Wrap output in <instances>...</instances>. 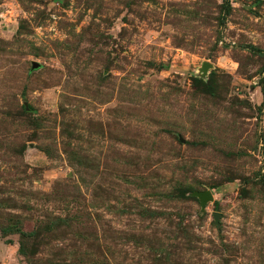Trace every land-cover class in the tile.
Here are the masks:
<instances>
[{"label":"rangeland","instance_id":"obj_1","mask_svg":"<svg viewBox=\"0 0 264 264\" xmlns=\"http://www.w3.org/2000/svg\"><path fill=\"white\" fill-rule=\"evenodd\" d=\"M228 4L0 0V264H264V0Z\"/></svg>","mask_w":264,"mask_h":264},{"label":"water","instance_id":"obj_2","mask_svg":"<svg viewBox=\"0 0 264 264\" xmlns=\"http://www.w3.org/2000/svg\"><path fill=\"white\" fill-rule=\"evenodd\" d=\"M38 66V63H36V62H32L31 63V68H34V67H37ZM210 65H209V63H207V62H202V64H201V69H202V71L204 72V71H206V68L207 67H209ZM192 195H194L195 197H197L198 198V203H199V205L202 207L203 206V204L206 202V201H208V200H211L212 199V193H211V191H209V190H203V191H193L192 192ZM214 215V219H216V217H217V212H214L213 213Z\"/></svg>","mask_w":264,"mask_h":264},{"label":"trees","instance_id":"obj_3","mask_svg":"<svg viewBox=\"0 0 264 264\" xmlns=\"http://www.w3.org/2000/svg\"><path fill=\"white\" fill-rule=\"evenodd\" d=\"M222 5L224 7V10L227 11L228 10V5H229L228 4V0H222ZM250 47L253 48L252 45H250ZM195 80H196V82H199L201 85H203L206 88V90H208L209 92L212 90L211 86L202 83V81L200 79H195ZM260 92H261V95H262V103H264V84L260 85Z\"/></svg>","mask_w":264,"mask_h":264}]
</instances>
